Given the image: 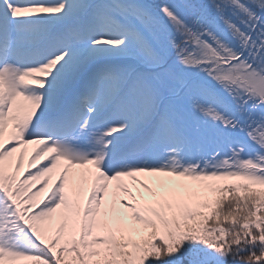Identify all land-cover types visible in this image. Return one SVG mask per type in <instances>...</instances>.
<instances>
[{
  "label": "snow or ice",
  "instance_id": "obj_1",
  "mask_svg": "<svg viewBox=\"0 0 264 264\" xmlns=\"http://www.w3.org/2000/svg\"><path fill=\"white\" fill-rule=\"evenodd\" d=\"M0 264H264V0H0Z\"/></svg>",
  "mask_w": 264,
  "mask_h": 264
},
{
  "label": "rangeland",
  "instance_id": "obj_2",
  "mask_svg": "<svg viewBox=\"0 0 264 264\" xmlns=\"http://www.w3.org/2000/svg\"><path fill=\"white\" fill-rule=\"evenodd\" d=\"M31 147L32 146H29V153L31 152ZM24 168H27V158L25 159ZM22 171H23V169H22ZM37 183L39 184V182H37ZM47 191H48V189H45V193H42L41 196L45 195L47 193ZM37 199H40V197H37Z\"/></svg>",
  "mask_w": 264,
  "mask_h": 264
}]
</instances>
